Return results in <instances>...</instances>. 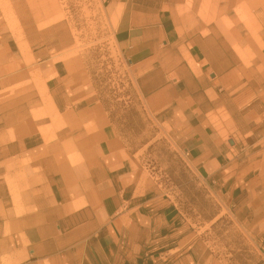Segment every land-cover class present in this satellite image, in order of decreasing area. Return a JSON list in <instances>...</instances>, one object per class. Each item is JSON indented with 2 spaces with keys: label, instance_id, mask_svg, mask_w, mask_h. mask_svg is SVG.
<instances>
[{
  "label": "crops",
  "instance_id": "crops-1",
  "mask_svg": "<svg viewBox=\"0 0 264 264\" xmlns=\"http://www.w3.org/2000/svg\"><path fill=\"white\" fill-rule=\"evenodd\" d=\"M186 6L109 0L114 43L150 119L228 205L255 252L242 263L264 264V26L237 38ZM58 31L0 24V264H234L147 174Z\"/></svg>",
  "mask_w": 264,
  "mask_h": 264
},
{
  "label": "rangeland",
  "instance_id": "rangeland-1",
  "mask_svg": "<svg viewBox=\"0 0 264 264\" xmlns=\"http://www.w3.org/2000/svg\"><path fill=\"white\" fill-rule=\"evenodd\" d=\"M40 1L0 0V24L21 35L26 26H56L59 31L54 47L61 50L60 56H76L80 66L88 70L97 93L123 125L131 147L139 151L147 174L178 203L198 238L209 248L221 250L223 258L234 264H243L250 254L253 258L255 252L239 249L244 238L234 233L226 202L213 194L185 152L144 110L130 64L114 43L116 28L110 20L109 0H59L60 10L49 16H44ZM193 6H199L200 19L219 22L223 32L237 38L245 33L256 38L261 24L264 26L260 15L264 0H236L232 8L229 0H187L186 10Z\"/></svg>",
  "mask_w": 264,
  "mask_h": 264
},
{
  "label": "bare ground",
  "instance_id": "bare-ground-1",
  "mask_svg": "<svg viewBox=\"0 0 264 264\" xmlns=\"http://www.w3.org/2000/svg\"><path fill=\"white\" fill-rule=\"evenodd\" d=\"M39 6L44 13V16H49L51 13L60 10L61 4L59 0H41Z\"/></svg>",
  "mask_w": 264,
  "mask_h": 264
},
{
  "label": "built area",
  "instance_id": "built-area-1",
  "mask_svg": "<svg viewBox=\"0 0 264 264\" xmlns=\"http://www.w3.org/2000/svg\"><path fill=\"white\" fill-rule=\"evenodd\" d=\"M188 154H186V156H187Z\"/></svg>",
  "mask_w": 264,
  "mask_h": 264
}]
</instances>
